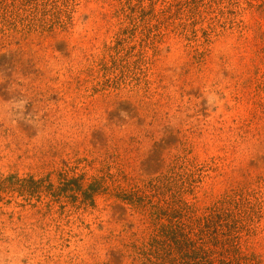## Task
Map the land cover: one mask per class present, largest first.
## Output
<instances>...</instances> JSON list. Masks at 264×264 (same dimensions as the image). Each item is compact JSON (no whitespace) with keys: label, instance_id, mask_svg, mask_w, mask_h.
<instances>
[{"label":"rangeland","instance_id":"rangeland-1","mask_svg":"<svg viewBox=\"0 0 264 264\" xmlns=\"http://www.w3.org/2000/svg\"><path fill=\"white\" fill-rule=\"evenodd\" d=\"M105 163L184 169L200 206L254 192L241 245L264 264V0H0V186L50 190L0 189V264H143L149 210L109 179L89 205L51 193Z\"/></svg>","mask_w":264,"mask_h":264},{"label":"trees","instance_id":"trees-1","mask_svg":"<svg viewBox=\"0 0 264 264\" xmlns=\"http://www.w3.org/2000/svg\"><path fill=\"white\" fill-rule=\"evenodd\" d=\"M110 169L111 165L105 163L99 169L100 174L92 177L86 185L83 175L68 177L66 172L61 173L62 188L51 193L53 196H68L70 193L72 198L79 194L82 203L89 205L93 204L94 195L109 179L110 184H115L112 188L115 197L149 210L152 230L149 239L141 246L144 263L262 264L252 253L242 250L241 245L243 236L250 235L255 228L254 218L259 202L254 192L235 189L200 206L182 198L184 190L178 187V179L189 185L192 182L187 181L190 174L184 169L173 176L163 175L157 181H147L142 185L128 179L120 170L113 173ZM27 181L34 187L28 185ZM0 189L17 191L21 195L29 190L28 194L37 196L42 190L50 191L41 180H33L32 177H9L2 181ZM165 189L169 190L168 194L164 192ZM156 195L161 198L154 201Z\"/></svg>","mask_w":264,"mask_h":264}]
</instances>
